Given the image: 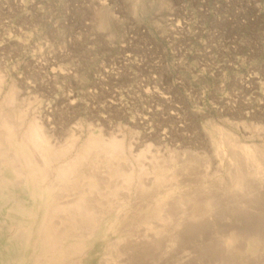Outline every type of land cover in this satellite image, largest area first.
I'll return each instance as SVG.
<instances>
[{
  "label": "rangeland",
  "instance_id": "rangeland-1",
  "mask_svg": "<svg viewBox=\"0 0 264 264\" xmlns=\"http://www.w3.org/2000/svg\"><path fill=\"white\" fill-rule=\"evenodd\" d=\"M0 77V105L4 107L0 106V118L14 121L15 115L22 113L21 117H25L21 118L18 128H13L18 132L11 137L23 140L28 127L40 122L38 125L46 131L51 147L62 152L52 157L49 164L39 153L35 154V160L41 163L35 161V164L48 174V179L42 178L44 183L41 179L43 186L39 182L41 186L38 183L29 187L20 177V181L15 178L16 183L14 180L0 184V264H31L32 261L38 264L37 249L31 245L36 238L33 236L29 241L23 235L24 230L19 231L21 226L29 225L23 226L21 215L31 210L38 214L39 205L34 197L54 185L56 168L66 165L65 160L72 159L70 156L74 159L95 131L101 132L104 139L117 137L124 142L125 148L115 160L121 170L135 167L139 169L134 170L135 174L141 171L140 165L144 170L138 173L139 177L135 174V180L139 181H136L138 186L134 181L136 189L133 186L128 192H112L109 197L104 191L109 188L108 184L113 187L116 179L108 178L101 168L94 170L91 164L94 154L79 169L78 174L99 180L96 190L100 193L95 190L89 194L92 197H87L97 209L93 212L99 211L97 203L105 204L107 209L100 211L108 210L105 215L113 208L115 211L121 199H129L127 206L131 203L130 209L122 207L118 217L109 219L108 224L115 220L118 226L109 224L115 227L111 229L107 225V231L113 233L105 229L100 241H89L94 227H89L87 222L77 233H87L88 226V230L93 229L87 233L90 237L75 233L78 240L82 238L80 243L90 247L85 253L90 264L94 261V264H239L240 261L264 264V185L250 178V193L245 189L227 191L231 168L225 158L216 154L214 146L221 130L233 133L241 144H255L264 154V0H0ZM0 127L2 135L4 128ZM3 149L0 146V151ZM140 153L145 157L139 159ZM46 165L54 171L43 168ZM143 171H149L150 176ZM161 171L176 174L182 192L186 191L183 194H196L200 199L196 208L189 205L181 220V231L170 225L165 227L166 233L156 234L151 229L161 227L159 223L152 222L150 230V226L140 224L146 219L143 218L145 211L138 215L140 209L157 194L154 191L166 189L157 183ZM63 185L55 186L59 189L55 190L59 192L55 193L56 200L62 196L63 203L75 201V196L79 197L84 190L83 184L81 187L73 183ZM141 185L146 186L142 188L144 193ZM71 191H74L73 198ZM209 197L215 204L206 216L204 199ZM112 201L116 207H111ZM191 220H196L195 225H187ZM70 227L74 229V225ZM174 229L179 233H174ZM170 232L178 236L177 241H171L174 235ZM122 233L129 236L123 237ZM233 233L239 236L233 247L236 251L247 254L250 241L253 247L256 245L254 253L258 254L251 257L248 253L244 257L233 249L234 252L232 246L228 252L226 240ZM118 239H123L121 245ZM111 240L113 244L116 241V246L109 249L113 245ZM144 241L153 244H144ZM106 248L109 252H105ZM78 257L70 256L64 263L78 264Z\"/></svg>",
  "mask_w": 264,
  "mask_h": 264
},
{
  "label": "bare ground",
  "instance_id": "bare-ground-1",
  "mask_svg": "<svg viewBox=\"0 0 264 264\" xmlns=\"http://www.w3.org/2000/svg\"><path fill=\"white\" fill-rule=\"evenodd\" d=\"M138 4V3H137ZM137 4L134 5V13L136 12V7H137ZM0 82H1V77H0ZM3 82V81H2ZM2 86V84H1ZM14 88V87H13ZM1 89V88H0ZM14 92V91H13ZM12 92V93H13ZM9 94L10 91H9ZM10 96V95H9ZM9 96H8V99H9ZM11 99L10 101H13L14 98H12L13 96H10ZM7 98V97H6ZM6 98H4V100H6ZM7 99V100H8ZM71 99V98H70ZM4 104H6V101H3ZM15 103V102H14ZM13 103V104H14ZM8 105V103L6 104ZM5 105V106H6ZM9 105H10V102H9ZM2 106V105H0ZM15 106V105H14ZM3 107V106H2ZM4 108V107H3ZM5 110V109H4ZM12 111V110H11ZM20 111V110H19ZM18 111V112H19ZM1 112V111H0ZM5 112V111H4ZM10 110L8 111V115L9 114ZM13 112V111H12ZM17 112V113H18ZM7 113V112H5ZM2 114V112H1ZM0 114V115H1ZM4 114V113H3ZM23 114V113H22ZM21 114V116H22ZM7 117L6 114H4ZM25 115V114H24ZM19 115H15L12 116L14 117V121H11L9 119H2V117L0 118L1 119V122L2 124H0V126L2 125V129H3V133L2 135H0V146L2 147L3 146V150L0 151V159L2 157V159L0 160V164L1 166L3 167V170L2 172L0 173V184L3 182V183H11L16 179H18V177H20L19 179L22 181V179H24V184H26L27 186L29 187H34V185H39L40 183L42 184L43 186V183H44V180L48 179V174L44 173L46 170L42 169L41 171V168H39V166H37L36 164L39 163L38 160H35L37 159V156L35 155L36 153H39L38 155H40L43 159V161H46L48 163V161L50 160L49 163H51V158L52 157H56L57 155L59 156L60 153L62 152H58V150L54 149L52 146V144H50V141H49V137H47L46 135V131H44L43 129V126L41 125H38V124H34L33 126H30V128L28 127V130L26 131V134H24L23 136V140L21 141H16L14 140L15 138L14 137H11V135H14V133L18 132H14L13 131V128H18V126L20 125V121L22 120L21 117ZM10 117V116H9ZM25 118V117H24ZM36 118V117H35ZM11 119V117H10ZM3 120V121H2ZM35 122V121H34ZM32 123V122H31ZM30 123V124H31ZM22 124V123H21ZM28 125V124H27ZM32 125V124H31ZM43 125V124H42ZM23 126V125H22ZM1 128V127H0ZM24 128V127H22ZM27 128V127H26ZM45 128V127H44ZM20 129V128H19ZM10 130H12V134L9 132ZM5 132V133H4ZM9 132V134H8ZM24 132V131H23ZM101 132L99 131H95L93 133H91L88 137V140L86 142V144L84 145L83 144V148L81 149V145L79 146L78 150L81 149V151L79 152V154H75V158L73 159V156H70L69 159H71L70 161L69 160H65V161H68V163L64 166H61L59 169L55 167V165H53V167H55L57 169V172H56V181L53 182V186L52 184L49 186L50 188H48L46 191H43L42 194H39L37 197H34L36 198L35 202H36V205L38 203L39 205V212L38 214L36 212H32V210L30 212H23L22 215H21V218H22V222H25L23 223V226L24 224L28 225L27 228L21 226V230L19 231H22V229L24 230L23 232V235H25V237L27 236L29 241L30 239L34 236L35 239V242H33L31 245L32 248L35 247V249H37V262L38 264H63L64 261L67 259L68 260V257L70 256H73V255H77L80 257V262H78V264H90L88 261V259H86V252H87V248H90L88 247V243L86 246V244H82L84 242H81L80 243V239L82 240V238H80L78 240L77 238V235L75 233L79 232L80 229H83L84 227H80L82 224L86 223L89 224V227L90 225H93V229H94V232H90L92 231L93 229H87V227H85L86 231H88L87 233H94V235H92L91 238H89V241L91 243H95V242H98L101 240V238H104V233L108 232L110 233V231H107L108 229H106V227L108 228V226L114 224L116 221L114 220V223L112 221V223H109L111 220V217H118L120 214H118V211L120 209H122V207H125L127 206L126 202L129 201V199L126 201V199H119L120 201L118 202V204L116 205L117 208L116 210L114 211L115 208H113L112 206H114V203L115 201H112L111 203V207L113 208L111 213H108L107 215L106 212L108 210H106L105 213H102L100 211L105 210L107 208H104V205L101 204V203H97V208H98V212H93V210H95L96 208H94L89 202H88V199L87 197L90 196L89 194L93 193V191L96 190V188H98L99 186V180L98 179H94V178H90V177H84L80 174H78L79 169H82L81 166L84 164V162L86 160H88L90 158V155L91 154H94L92 156H94V160L92 161V167L95 169H102V172L106 174V176L110 179H116V183L115 185L112 187L110 184H108L107 186L110 188L111 186V190L109 188H107V191H104V192H107L106 195L109 194V197L112 195V192L113 194H116V191H130L131 189H133V186H134V181L136 182L137 180H135V174L138 175L136 177H139V174H142V170H144L142 167L143 165L138 168H140L141 171L139 172H136L134 174V168L133 170L129 169V171H125V170H121L118 166H116L117 164H115V160L118 159V155L119 153L125 148V145H124V142L122 140H118L117 137H112L111 139H104L102 138L103 136H101L100 134ZM20 134V133H19ZM23 133H21L22 135ZM17 135V134H16ZM218 136V135H217ZM20 137V136H19ZM20 140V139H19ZM69 144V142L67 143ZM71 144V143H70ZM72 144H75L74 141H72ZM78 145V144H77ZM68 146H72V145H67ZM214 146L216 147L215 150H216V154H218V156H222L223 158H225L224 160H227V162L229 163V166L231 168V171L229 173V176L228 178L230 179V187L228 189H226L227 191H232V190H242V189H245L247 190L248 193L249 192V189H251V187L249 186L248 184V179L250 178H253L255 179V182H257L260 186H263L264 185V154L262 152V150H260L257 146L254 145H247L246 143H243L241 144L240 141L237 139V137L233 134V133H229V132H226V131H221L219 130V138H218V141H216L214 143ZM66 147V148H67ZM78 147V146H77ZM76 147V148H77ZM62 148V147H61ZM63 149V148H62ZM70 150V149H69ZM68 150V151H69ZM73 150V149H72ZM64 151V150H62ZM66 151V149H65ZM68 151H67V155H68ZM74 151V150H73ZM72 152V151H71ZM144 152V151H143ZM64 154V152H63ZM61 154V156L63 155ZM35 155V157H34ZM123 155V154H122ZM65 156V157H66ZM125 156V155H124ZM40 157V158H41ZM64 157V158H65ZM128 157V156H127ZM145 157V154L144 153H140V155H138V158L141 159V158H144ZM135 157V159H138ZM68 159V158H66ZM126 159V158H125ZM155 159V158H154ZM60 160V159H58ZM150 160V159H149ZM35 161H38L37 163ZM42 161V162H43ZM57 161V160H56ZM61 161V160H60ZM91 161V160H90ZM126 161V160H125ZM137 161V160H136ZM157 161V160H156ZM45 162V164H47ZM53 162H55L53 160ZM59 162V161H58ZM63 164L65 163L63 161V158H62V161H61ZM60 162V163H61ZM117 162V161H116ZM120 162V161H119ZM36 163V164H35ZM48 163V164H49ZM59 163V164H60ZM118 163V162H117ZM41 164V163H39ZM38 164V165H39ZM44 164V163H42ZM53 164V163H52ZM55 164V163H54ZM57 164V163H56ZM62 164V165H63ZM158 164V163H157ZM89 165V164H88ZM136 165V164H135ZM147 165V164H146ZM154 165V164H153ZM225 165V164H224ZM0 166V167H1ZM57 166H60V165H57ZM87 166V163L85 165V167ZM47 167L46 166H43V168ZM145 167V166H144ZM247 168L246 171H244L243 168ZM49 168V165L47 167V169ZM52 167H50L48 170L50 171ZM53 168V169H55ZM142 168V169H141ZM92 169V168H91ZM90 169V170H91ZM137 169V168H136ZM150 169V168H149ZM155 169V168H152V170ZM160 170V168H157ZM84 170V168H83ZM104 170V171H103ZM139 170V169H138ZM138 170H135V171H138ZM54 171L51 169V172ZM88 171V170H87ZM147 171V170H146ZM157 171V170H156ZM50 172V173H51ZM149 172V171H148ZM148 172H145L143 171V173L145 175H147L148 177L150 176V174ZM152 172H155L152 171ZM169 172V170H168ZM167 172V173H168ZM49 173V172H48ZM49 173V174H50ZM139 173V174H138ZM151 173V172H150ZM156 173V172H155ZM159 173V172H158ZM53 173H51V176H52ZM92 174V173H91ZM94 175V174H93ZM144 175V176H145ZM152 175V173H151ZM225 175V174H224ZM54 176H55V173H54ZM91 176V175H90ZM152 176H156V175H152ZM94 177V176H93ZM143 177V176H142ZM142 177H140L139 179H141ZM157 177L159 178V181L157 183H162L161 184V188L163 189L164 187V191H159V190H156L154 192H157V194L155 193L154 196L151 197L150 199V202L149 203H146V207H142L140 209V213H138V215H141V211L144 213L145 211V216H143V219H140L142 222L139 223L141 225H144L145 227L146 226H150L148 227V229L150 230L151 228V225H152V222H157L159 223L161 227H159L158 229L157 228H154V229H151L152 231H154L156 234L157 233H166V229L165 227L167 226H170V225H174L175 228L176 226L178 227V229H180L183 225L181 223V220L182 218H184L185 214H186V211L187 209L190 207L189 205H192L193 207H197L198 203L200 202V199L197 198V195L196 194H190V195H185L183 193H185L186 191H183L182 192V188L180 187V183L177 182V178H176V174H166V173H159L157 175ZM156 177V179H158ZM221 177V176H220ZM22 178V179H21ZM44 180H43V179ZM18 179V180H19ZM43 180V183L41 182ZM55 179V177L53 178ZM137 179V178H136ZM155 179V177H154ZM153 179V182L156 180ZM19 180V181H20ZM50 180V179H49ZM163 182H161V181ZM18 181V183H19ZM52 181V180H51ZM72 181V182H70ZM179 181V180H178ZM40 182V183H39ZM139 182V181H137ZM136 182V185L138 186L139 184H137ZM152 182V181H151ZM15 183H16V180H15ZM39 183V184H38ZM48 183V182H47ZM46 183V185H48ZM59 183L61 185H63V183H65V186L67 184H72L75 186V185H80L79 187H81V185L83 186L84 190H83V193L81 194L80 193V196H75L77 197L76 200L72 201V202H61V200H63L62 196L61 199H57L56 200V194L59 193L58 192V188H56L55 186L58 185L59 186ZM155 183V182H154ZM155 183V184H157ZM250 183V182H249ZM256 183V184H257ZM23 184V182H22ZM40 184V186H41ZM101 184V183H100ZM103 184V183H102ZM142 184V183H141ZM153 184V183H151ZM153 184V185H155ZM145 185V184H144ZM143 187L145 188L146 186ZM5 186V185H4ZM16 186V185H15ZM64 186V185H63ZM70 186V185H69ZM150 185H148V188H149ZM156 186V185H155ZM155 186H152L153 188ZM160 186V185H158ZM36 187V186H35ZM62 187V186H61ZM59 187V188H61ZM76 187V186H75ZM78 187V189H79ZM105 187V186H104ZM141 188V191L143 192L144 188L142 187V185L140 186ZM151 187V186H150ZM256 188V186H254ZM64 188V187H63ZM134 188L136 189V187L134 186ZM143 188V189H142ZM152 188V190H154ZM40 189V188H39ZM44 189V188H43ZM56 189L57 192L55 191ZM65 189V188H64ZM76 189V188H75ZM106 189V187H105ZM159 189V188H158ZM186 189V188H185ZM188 189V188H187ZM42 191V188L40 189ZM39 190V191H40ZM63 189L61 188V191ZM70 190V189H69ZM73 190V187L72 189ZM99 191V189H97ZM96 190V192H97ZM147 190V189H145ZM150 189H148L147 191H149ZM150 190V191H152ZM28 191V190H27ZM35 191V190H33ZM61 191H60V194H61ZM65 191V190H63ZM67 191V190H66ZM136 191V190H135ZM149 191V192H150ZM257 191V190H256ZM31 192V191H30ZM37 193V190L35 191ZM68 192V191H67ZM67 192H63V193H67ZM73 192L74 191H71L70 193H72V198H73ZM79 192V191H77ZM140 192V191H139ZM235 192V191H234ZM246 192V191H245ZM39 193V192H38ZM56 193V194H55ZM100 193V191L98 192ZM122 193V192H121ZM132 194H134L133 192H131ZM131 193H130V196H131ZM141 193V192H140ZM144 193V192H143ZM4 194V193H3ZM124 194V193H123ZM129 194V193H128ZM146 194V193H145ZM188 194V193H187ZM235 194V193H234ZM247 194V193H245ZM259 194V193H258ZM5 195V194H4ZM9 195V194H8ZM33 195V193L31 194ZM63 195V194H62ZM70 195V194H69ZM77 195V194H76ZM99 196V194H96ZM137 195V194H136ZM149 195V194H148ZM196 195V197H195ZM249 195H253L252 193L249 194ZM248 195V196H249ZM1 196V195H0ZM18 196V195H17ZM30 196V194H29ZM103 196V195H102ZM101 196V197H102ZM119 198L121 195H118ZM123 196V195H122ZM121 196V197H122ZM128 196V198L130 197ZM257 196V194H256ZM59 197V196H57ZM71 197V196H70ZM92 197V196H90ZM99 197V198H101ZM105 197V195H104ZM115 197V196H114ZM127 197V196H126ZM134 197V195H133ZM233 197V196H232ZM244 197V196H243ZM255 196L252 197V199L254 198ZM31 196L29 197V200H31ZM66 199V198H65ZM103 200L106 199V198H102ZM131 199V198H130ZM136 199V198H135ZM146 199V198H145ZM144 199V200H145ZM234 199V198H233ZM256 199V197L254 198ZM253 199V200H254ZM99 200V199H98ZM97 200V201H98ZM107 200V199H106ZM113 200V199H112ZM115 200V199H114ZM140 200V199H138ZM28 201V200H27ZM26 201V202H27ZM96 201V200H95ZM30 202V201H29ZM32 202V201H31ZM56 202V203H55ZM99 202V201H98ZM107 202V201H106ZM105 202V203H106ZM110 202V201H109ZM132 202V199L131 201ZM203 202V201H202ZM204 202L205 204L207 205V210L205 212V215L208 216L209 213H211V209L212 207H214V200L209 197L208 199H204ZM11 203V202H10ZM9 203V204H10ZM13 203V202H12ZM95 203V204H96ZM15 204V203H14ZM17 204V203H16ZM93 204V203H92ZM107 204V203H106ZM116 204V203H115ZM143 204V203H142ZM6 205V204H5ZM18 205V204H17ZM16 205V206H17ZM25 205V204H24ZM130 204H128V206H130ZM138 205V204H137ZM204 205V204H203ZM13 206V205H12ZM114 206V207H116ZM127 206V207H128ZM136 206V205H134ZM200 206V205H199ZM18 207V206H17ZM16 207V209H18ZM20 207V206H19ZM22 207V206H21ZM31 207V206H30ZM126 207V208H127ZM24 208V207H22ZM26 208V206H25ZM130 209V207H128ZM127 208V209H128ZM13 209V208H12ZM111 210V209H110ZM123 210V209H122ZM1 211V210H0ZM73 211V212H71ZM97 211V209H96ZM126 211V210H125ZM196 211V210H195ZM5 212V210H4ZM18 212V211H17ZM109 212V211H108ZM124 212V211H123ZM127 212V211H126ZM192 212V211H191ZM9 213V212H8ZM13 213V212H12ZM73 213V214H71ZM128 213V212H127ZM1 214V213H0ZM7 214V213H6ZM204 214V212H203ZM3 215V214H2ZM18 215V214H16ZM137 215V214H136ZM192 217H193V214H191ZM4 216V215H3ZM130 216V215H129ZM196 216V215H194ZM9 217V216H8ZM122 217V216H120ZM137 217V216H136ZM10 218V217H9ZM113 218V219H115ZM134 218V216H133ZM139 218V217H138ZM189 218V217H188ZM202 218V217H201ZM14 219V218H12ZM119 219V218H118ZM121 219V218H120ZM120 219H119V222H120ZM131 219V218H130ZM186 219V218H185ZM190 219V218H189ZM8 220V219H7ZM6 220V221H7ZM117 220V219H116ZM136 220V219H135ZM187 220V219H186ZM197 220V219H196ZM196 220H191L189 223H187V225L189 224V226H192V225H195V222ZM9 221V220H8ZM16 221V220H15ZM133 221V220H132ZM198 221V220H197ZM4 222V221H3ZM2 222V223H3ZM13 222V221H12ZM18 222V220H17ZM11 223V222H10ZM15 223V222H14ZM121 223V222H120ZM5 224V222L3 223V225ZM19 224V223H17ZM22 224V223H21ZM116 224V223H115ZM74 225V229H71L72 227L70 226H73ZM108 225V226H107ZM118 226V223L116 224ZM182 225V226H181ZM5 226H7L5 224ZM13 226V225H12ZM16 226V224L14 225ZM84 226V225H82ZM143 226V227H144ZM67 227V228H66ZM144 227V228H145ZM187 227V226H186ZM92 228V226H91ZM111 229L115 228V227H111ZM117 228V227H116ZM14 229V228H13ZM16 229V228H15ZM105 229H106V232H105ZM118 229V228H117ZM117 233L119 234V230H117ZM124 229V228H123ZM147 229V228H146ZM147 229V230H148ZM171 229V228H170ZM184 229V228H183ZM187 229V228H186ZM191 229V228H190ZM200 229V228H199ZM115 230V229H114ZM113 230V231H114ZM11 231V230H10ZM18 231V230H16ZM16 231H14V234L16 233ZM69 231L73 232V233H69ZM85 231V230H84ZM116 231H115V234H116ZM145 232H147L146 230H144ZM151 231V232H152ZM181 231V229H180ZM190 231V230H189ZM132 231H130L129 233H131ZM175 229H174V233H175ZM84 233V232H83ZM80 234V233H77L79 235H85V234ZM113 233V232H111ZM171 233V232H170ZM176 233H179V232H176ZM259 233V232H258ZM123 234V233H122ZM121 234V235H122ZM132 234V233H131ZM169 234V233H168ZM173 234V232L171 233V235ZM219 234V233H218ZM234 234V233H233ZM238 234V232H237ZM78 235V236H79ZM88 235V234H87ZM106 235V234H105ZM127 235V233H126ZM126 235L123 234V237H125ZM170 235V236H171ZM174 235V234H173ZM240 235V234H239ZM20 239H21V236L22 234L20 233L19 235ZM89 236V235H88ZM87 236V237H88ZM120 236V234H119ZM118 236V237H119ZM129 236V235H127ZM126 236V237H127ZM142 236V235H141ZM163 236V235H162ZM166 236V235H165ZM237 236V235H236ZM235 234L234 235H231L229 237V239L226 240V245H227V251L229 250L228 248H231L232 246V250L234 249L233 247L235 246V243L238 242L239 240V236L236 237ZM81 237V236H80ZM90 237V236H89ZM107 237V236H106ZM105 237V239H106ZM116 237V238H118ZM154 237V236H153ZM178 236H176V234L173 236V238L171 239V241L173 242L174 240L177 241ZM258 237V236H257ZM32 238V239H34ZM85 238V237H84ZM115 238V237H114ZM120 238V237H119ZM133 238V237H132ZM134 238L136 239V237L134 236ZM141 238V237H140ZM148 238V237H147ZM241 238V236H240ZM251 238V237H250ZM23 239H25L23 237ZM27 239V240H28ZM88 239V238H87ZM124 239V238H123ZM123 239H121L123 241ZM252 239V238H251ZM22 240V239H21ZM26 240V239H25ZM26 240V242H27ZM114 241V239H112ZM111 240V241H112ZM121 240L118 239V241L120 242ZM149 239H147L148 241ZM162 240V239H161ZM159 240V241H161ZM257 240V239H256ZM32 241V240H31ZM107 241V240H106ZM105 241V242H106ZM113 241H112V244H113ZM117 241V243H119ZM120 242V245L123 243V242ZM136 241V240H135ZM147 241H144V244L147 243ZM150 241V240H149ZM168 241V240H167ZM174 241V242H175ZM25 242V244H26ZM86 242V241H85ZM110 242V241H109ZM116 242V241H115ZM114 242L115 246H116V243ZM143 242V241H142ZM156 242V241H155ZM171 242V244H173ZM218 242V241H217ZM216 242V243H217ZM248 242V241H247ZM24 243V242H23ZM107 243V242H106ZM136 243V242H135ZM134 243V244H135ZM138 244L140 242H137ZM149 243V242H148ZM147 243V244H148ZM160 243V242H159ZM167 243V242H166ZM259 243V242H258ZM103 244V243H102ZM101 244V245H102ZM109 244V243H108ZM113 245L107 247L110 249V247L112 248ZM132 244V243H131ZM149 244H153V243H149ZM158 244V243H157ZM170 244V243H169ZM264 244V242L262 243ZM16 245H18V242L16 243ZM38 245V248H36V246ZM118 246H120L119 244H117ZM136 245V244H135ZM135 245H133V249L135 247ZM142 245V244H141ZM159 245V244H158ZM158 245L156 247H158ZM163 245V244H161ZM174 245V244H173ZM261 245V244H260ZM258 245V247L260 246ZM24 246V245H22ZM91 246V245H90ZM118 246L116 247V249H118ZM139 246V245H138ZM171 246V245H169ZM256 246V245H255ZM254 246V247H255ZM264 245H262V248ZM25 247V246H24ZM150 247V246H149ZM154 247V246H153ZM254 247L252 246V242H248L247 243V248H248V251L246 249V251L249 253V256L251 257H254V255H257L258 253H254L255 249ZM107 248L105 249V252H109V249L107 250ZM142 248V247H141ZM139 248V250L141 249ZM261 248V246H260ZM261 248V249H262ZM8 249V248H7ZM101 249V248H100ZM115 249V248H113ZM115 249V250H116ZM237 249V248H236ZM22 250V249H21ZM92 250V249H91ZM90 250V251H91ZM107 250V251H106ZM137 249H135V252ZM143 250V249H141ZM235 250V249H234ZM233 250V251H234ZM264 250V249H263ZM36 251V250H35ZM89 251V252H90ZM121 251V249H120ZM130 251L131 253H133L131 250H128ZM156 251V250H155ZM221 251V250H220ZM226 251V252H227ZM236 251V250H235ZM234 251V252H235ZM5 252V251H4ZM28 252H31V251H28ZM27 252V253H28ZM92 252V251H91ZM94 252V251H93ZM104 252V250H103ZM104 252V253H105ZM225 252V253H226ZM229 252V251H228ZM237 254H240L241 252L239 250L236 251ZM240 252V253H238ZM257 252H258V249H257ZM264 252V251H263ZM23 253V252H22ZM100 256V259H102L103 257V254ZM111 253V252H110ZM115 253V252H114ZM119 253V252H118ZM122 253V252H121ZM130 253V254H131ZM139 253V252H137ZM218 253V252H217ZM244 253V252H243ZM244 253V257L245 255H248ZM262 252L260 251V254ZM26 254V253H25ZM89 254V253H88ZM95 254V252H94ZM98 254V253H97ZM106 254V253H105ZM116 254V253H115ZM230 254V253H229ZM236 254V255H237ZM22 255V254H21ZM30 255V254H27V256ZM99 255V254H98ZM110 256H112L111 254H109ZM107 255V256H109ZM132 255V254H131ZM141 255V254H140ZM227 255V253L225 254ZM235 255V254H234ZM11 256V255H10ZM23 256V255H22ZM95 257V255H93ZM92 256V257H93ZM105 255V257H107ZM114 256V255H113ZM143 256V255H142ZM260 256V255H259ZM26 257V255H25ZM78 257V258H79ZM91 257V258H92ZM93 257V258H94ZM102 257V258H101ZM137 257V256H136ZM238 257V256H237ZM32 258V257H31ZM34 258V256H33ZM89 258V256L87 257ZM90 258V259H91ZM96 258V257H95ZM94 258V260H95ZM110 258V257H109ZM227 258V257H226ZM232 257H229V259H231ZM16 259H19L18 256ZM28 259V257L26 258ZM86 259V260H85ZM111 259H114V258H111ZM119 259V258H118ZM75 260V259H74ZM92 260V259H91ZM99 260V259H98ZM243 260V259H242ZM29 261V260H28ZM35 261V262H36ZM73 261V260H71ZM112 261V260H111ZM236 261V260H235ZM239 261V258L238 260ZM30 262V261H29ZM66 262V261H65ZM95 262V261H94ZM93 262V264H94ZM110 262V261H109ZM118 262V261H117ZM133 262V261H132ZM241 264L243 263L242 261H240ZM239 262V264H240ZM16 263V262H15ZM14 263V264H15ZM33 263V261H32ZM31 263V264H32ZM72 263V262H71ZM76 263V262H75ZM23 264V263H21ZM35 264V263H33ZM65 264V263H64ZM100 264V263H99Z\"/></svg>",
  "mask_w": 264,
  "mask_h": 264
}]
</instances>
